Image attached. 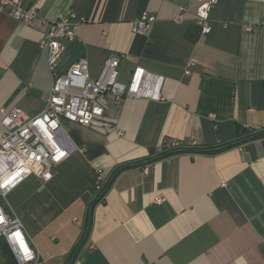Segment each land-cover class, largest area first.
<instances>
[{"label": "crops", "instance_id": "0c3cea01", "mask_svg": "<svg viewBox=\"0 0 264 264\" xmlns=\"http://www.w3.org/2000/svg\"><path fill=\"white\" fill-rule=\"evenodd\" d=\"M198 1L21 0L37 5L29 24L0 11V109H43L53 74L40 41L67 12L85 22L54 74L85 56L97 77L117 55L121 81L136 65L163 78L159 99L108 96V126L64 120L79 151L1 200L34 264H264V135L250 138L264 132V0H217L208 33ZM146 12L155 21L133 32ZM0 264H17L2 235Z\"/></svg>", "mask_w": 264, "mask_h": 264}, {"label": "built area", "instance_id": "2783aa9c", "mask_svg": "<svg viewBox=\"0 0 264 264\" xmlns=\"http://www.w3.org/2000/svg\"><path fill=\"white\" fill-rule=\"evenodd\" d=\"M217 0H199L194 6L195 21L204 33L211 30L209 13ZM36 3L28 8L21 0H0V11L18 22L29 24L36 17ZM182 9L177 19L182 20ZM155 16L143 13L135 19L132 31L142 33L148 30ZM85 22L74 12H67L48 24V30L40 41L46 53L47 65L52 76L49 95L43 109L28 116L21 108L0 109V235L7 240L17 264H34L39 259L37 249L24 234L21 221L9 214L1 200L27 177L34 175L43 181L53 176V168L79 151L63 127V121L81 126H108L102 117L108 108L107 97L159 99L163 78L147 72L140 65L134 66L128 80L119 79L120 57L109 55L105 58L97 77L89 74L85 56L77 58L62 74H54L55 68L65 50V43L75 38L76 28ZM172 142L171 147H176ZM163 150V146L159 147ZM147 173V168L143 169ZM101 180V173L96 176ZM165 198L157 194L156 203Z\"/></svg>", "mask_w": 264, "mask_h": 264}, {"label": "trees", "instance_id": "16d2710c", "mask_svg": "<svg viewBox=\"0 0 264 264\" xmlns=\"http://www.w3.org/2000/svg\"><path fill=\"white\" fill-rule=\"evenodd\" d=\"M261 135H264V132L262 133H260V134H257V135H255V136H252V137H250V138H255V137H257V136H261ZM231 146H233V144H229L228 146H226V147H231ZM170 153H168L167 155H169ZM166 155V154H165ZM122 168H119L118 170H116L115 171V173H117L118 171H120ZM104 190V187H101L100 188V197H99V199H101L102 198V196L104 195V193H105V191L102 193V191Z\"/></svg>", "mask_w": 264, "mask_h": 264}, {"label": "water", "instance_id": "95a60500", "mask_svg": "<svg viewBox=\"0 0 264 264\" xmlns=\"http://www.w3.org/2000/svg\"><path fill=\"white\" fill-rule=\"evenodd\" d=\"M235 143H236V142H235ZM235 143H234V144H235ZM106 188H107V187L104 188V190L102 191V193L106 190Z\"/></svg>", "mask_w": 264, "mask_h": 264}]
</instances>
